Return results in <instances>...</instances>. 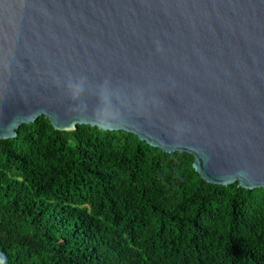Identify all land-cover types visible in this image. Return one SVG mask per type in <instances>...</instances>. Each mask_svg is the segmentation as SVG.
Returning a JSON list of instances; mask_svg holds the SVG:
<instances>
[{
    "label": "water",
    "instance_id": "obj_1",
    "mask_svg": "<svg viewBox=\"0 0 264 264\" xmlns=\"http://www.w3.org/2000/svg\"><path fill=\"white\" fill-rule=\"evenodd\" d=\"M101 115L207 183L264 189V0H0V140Z\"/></svg>",
    "mask_w": 264,
    "mask_h": 264
},
{
    "label": "trees",
    "instance_id": "obj_2",
    "mask_svg": "<svg viewBox=\"0 0 264 264\" xmlns=\"http://www.w3.org/2000/svg\"><path fill=\"white\" fill-rule=\"evenodd\" d=\"M125 131L0 140V264H264V189L207 183Z\"/></svg>",
    "mask_w": 264,
    "mask_h": 264
},
{
    "label": "clouds",
    "instance_id": "obj_3",
    "mask_svg": "<svg viewBox=\"0 0 264 264\" xmlns=\"http://www.w3.org/2000/svg\"><path fill=\"white\" fill-rule=\"evenodd\" d=\"M57 83H59L57 81ZM66 87L70 91L72 99H77L84 90V79L73 80L70 76L66 82ZM113 116L101 115L99 117L89 118L88 126L101 133H111L115 130Z\"/></svg>",
    "mask_w": 264,
    "mask_h": 264
}]
</instances>
